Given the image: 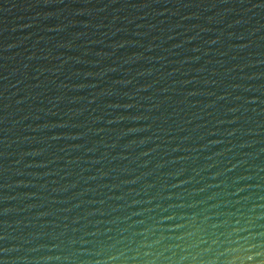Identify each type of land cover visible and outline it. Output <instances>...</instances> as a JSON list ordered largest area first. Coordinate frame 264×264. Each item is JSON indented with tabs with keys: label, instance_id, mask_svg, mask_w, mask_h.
Returning a JSON list of instances; mask_svg holds the SVG:
<instances>
[{
	"label": "water",
	"instance_id": "obj_1",
	"mask_svg": "<svg viewBox=\"0 0 264 264\" xmlns=\"http://www.w3.org/2000/svg\"><path fill=\"white\" fill-rule=\"evenodd\" d=\"M0 264H264V0H0Z\"/></svg>",
	"mask_w": 264,
	"mask_h": 264
}]
</instances>
